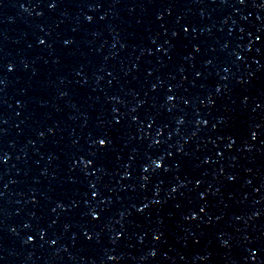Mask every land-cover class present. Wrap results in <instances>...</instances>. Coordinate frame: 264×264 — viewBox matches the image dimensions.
Returning a JSON list of instances; mask_svg holds the SVG:
<instances>
[{
  "label": "water",
  "instance_id": "1",
  "mask_svg": "<svg viewBox=\"0 0 264 264\" xmlns=\"http://www.w3.org/2000/svg\"><path fill=\"white\" fill-rule=\"evenodd\" d=\"M0 264H264V0H0Z\"/></svg>",
  "mask_w": 264,
  "mask_h": 264
}]
</instances>
